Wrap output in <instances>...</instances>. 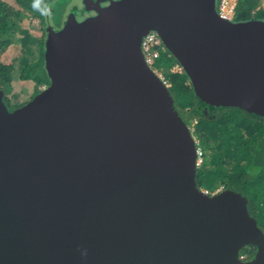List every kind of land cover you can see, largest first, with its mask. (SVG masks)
Wrapping results in <instances>:
<instances>
[{
	"label": "water",
	"instance_id": "water-1",
	"mask_svg": "<svg viewBox=\"0 0 264 264\" xmlns=\"http://www.w3.org/2000/svg\"><path fill=\"white\" fill-rule=\"evenodd\" d=\"M81 4L45 28L49 84L12 110L0 88V264H264L247 198L197 187L194 137L140 48L155 31L202 102L264 117V20Z\"/></svg>",
	"mask_w": 264,
	"mask_h": 264
},
{
	"label": "trees",
	"instance_id": "trees-1",
	"mask_svg": "<svg viewBox=\"0 0 264 264\" xmlns=\"http://www.w3.org/2000/svg\"><path fill=\"white\" fill-rule=\"evenodd\" d=\"M72 1L0 0V53L13 45L20 48L19 56L12 63L0 61V88L7 107L10 106L13 72L20 80L33 81L34 94L40 86L49 84L43 58L45 28L60 26L67 11L79 10V6H71ZM257 5L258 0H239L234 21L264 20V8L255 10ZM33 18L39 20L37 31L30 24ZM30 33L35 36L31 37ZM158 63L177 62L165 51ZM171 76H168L171 82L168 89L173 106L190 128L201 151L195 177L197 187L209 194L216 189L240 192L247 198L248 213L264 232V117L237 108L207 105L195 96L183 72L178 74L176 88ZM254 253L255 247L246 246L239 255L247 260Z\"/></svg>",
	"mask_w": 264,
	"mask_h": 264
},
{
	"label": "built area",
	"instance_id": "built-area-1",
	"mask_svg": "<svg viewBox=\"0 0 264 264\" xmlns=\"http://www.w3.org/2000/svg\"><path fill=\"white\" fill-rule=\"evenodd\" d=\"M239 0H217L216 11L220 17L234 21L233 17L235 14V9ZM264 8V0H258V5L255 10ZM140 48L143 55V59L147 66L155 73V75L161 80L166 88L171 86V82L168 76L164 73L163 67L159 65L158 60L163 56L166 49L164 48L161 39L155 31H148L142 36L140 42ZM169 71L172 74L181 73L182 69L178 63L170 64ZM45 86H40L39 89H43ZM196 162L197 166L201 162V151L200 148L196 146ZM203 190V189H202ZM217 190V191H216ZM214 191L218 192L219 189ZM205 193L209 194L207 190H203ZM242 258V256H240Z\"/></svg>",
	"mask_w": 264,
	"mask_h": 264
},
{
	"label": "rangeland",
	"instance_id": "rangeland-1",
	"mask_svg": "<svg viewBox=\"0 0 264 264\" xmlns=\"http://www.w3.org/2000/svg\"><path fill=\"white\" fill-rule=\"evenodd\" d=\"M72 5H80V0H73L72 1ZM69 14V12L67 11V13L65 14V17ZM54 25V20L53 22ZM30 24L32 25L33 28H35V30H39L38 28L40 27L39 25V20L38 19H31ZM56 26V24H55ZM31 34V33H30ZM38 33H36L37 35ZM35 35L32 33L31 37H34ZM20 54V48L19 47H14L11 46L9 48H7L3 53H0V61L3 64H10L14 61V59H16ZM160 65L163 67L164 73L167 76H171V81L173 82V86L174 88H176V86L179 83V76L178 74L180 73H176L175 75H173L170 71H169V65L164 63H160ZM13 81H12V91H11V95H10V106H14V107H18L21 106L22 104H24L25 102H27L33 95H34V83L31 80H20L17 76L16 72H13ZM10 106H8V108H11Z\"/></svg>",
	"mask_w": 264,
	"mask_h": 264
},
{
	"label": "flooded vegetation",
	"instance_id": "flooded-vegetation-1",
	"mask_svg": "<svg viewBox=\"0 0 264 264\" xmlns=\"http://www.w3.org/2000/svg\"><path fill=\"white\" fill-rule=\"evenodd\" d=\"M107 4V2H103V3H101V5L103 6V5H106ZM79 10H81L82 9V4H81V0H80V5H79ZM94 14V12L93 11H91V12H89V13H80L79 14V17H81V18H85V17H88V16H91V15H93ZM60 26H58V27H54V28H59ZM11 109H13V108H11ZM205 111H206V109H205ZM217 191V190H216ZM219 191H221V189H219ZM214 193V192H213Z\"/></svg>",
	"mask_w": 264,
	"mask_h": 264
},
{
	"label": "clouds",
	"instance_id": "clouds-1",
	"mask_svg": "<svg viewBox=\"0 0 264 264\" xmlns=\"http://www.w3.org/2000/svg\"><path fill=\"white\" fill-rule=\"evenodd\" d=\"M167 51V50H166ZM183 72V71H182ZM46 87V86H45ZM39 90H41V89H39ZM195 140V139H194ZM195 143H196V141H195ZM83 254H85L86 255V253H83ZM242 258L244 259V257L242 256Z\"/></svg>",
	"mask_w": 264,
	"mask_h": 264
}]
</instances>
